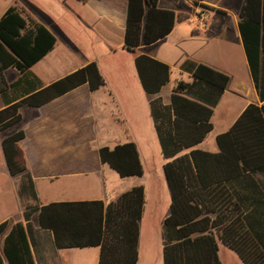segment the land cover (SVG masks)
<instances>
[{"label":"crops","instance_id":"crops-1","mask_svg":"<svg viewBox=\"0 0 264 264\" xmlns=\"http://www.w3.org/2000/svg\"><path fill=\"white\" fill-rule=\"evenodd\" d=\"M243 3L244 0H239L233 11V0L198 3L196 0H159L160 9L188 15V20L176 23L172 33L163 40L128 52L124 48L128 0H88L86 3L0 0V19L9 8H16L29 29L31 22L42 24L57 39L54 49L30 69L43 87L92 62L97 63L105 81L94 92L88 85H82L39 108L23 105L19 109L21 122L0 132V224L9 222L1 236L0 249L12 227L22 223L35 264H99V247L60 249L53 232L41 227L39 211L29 220L25 219V212L28 208L39 210L58 203L102 201L108 205L133 188L143 187L145 205L140 220L137 264H164L167 243L164 222L170 216L172 204L164 166L172 159L163 155L151 102L160 100L169 109V119L176 118L172 109L174 88L179 82L194 84L192 75L181 69L186 61L206 65L229 77L227 88L213 108L210 120L213 130L203 142L177 157L192 150L219 153L218 136L227 133L249 105H262L239 33ZM66 23L87 34L92 53L87 63L62 71L68 63L77 61L76 44L73 40L65 41L60 32ZM139 56L169 66V82L158 94L144 91L135 64ZM119 57H125L123 64ZM105 59L119 60L117 69L105 72L101 65ZM3 76L8 86L22 78L13 68L7 69ZM191 91L188 97L194 100L208 96L205 86ZM4 94L8 102L27 96L23 90L10 88ZM6 107L7 101L0 93V111ZM182 119L191 122L188 118ZM19 131L25 133L19 146L24 152L31 186L24 175L10 174L3 152V140ZM129 143L135 144L139 153L143 166L141 177L121 178L101 161V148L114 149ZM225 190L231 197V205L241 209L245 229L252 237L262 240L260 247L264 251V172L231 179L225 183ZM216 238L222 264H244L235 251Z\"/></svg>","mask_w":264,"mask_h":264},{"label":"trees","instance_id":"trees-1","mask_svg":"<svg viewBox=\"0 0 264 264\" xmlns=\"http://www.w3.org/2000/svg\"><path fill=\"white\" fill-rule=\"evenodd\" d=\"M75 1L86 3L88 0ZM158 4L159 0H128L126 51L135 52L140 46L163 40L172 33L176 23L189 18L162 10ZM30 26L29 29L26 20L13 7L0 19V93L7 101V107L0 111V132L21 122L19 109L23 105L39 108L82 85H88L91 92L105 85L97 63L92 62L43 87L30 69L54 49L57 39L42 24L31 22ZM238 27L262 105H249L233 127L218 136L219 153L192 150L177 157L182 151L199 145L213 130L210 122L213 108L227 88L229 77L206 65L186 61L181 69L192 75L194 84L179 82L174 88L172 109L176 118L169 119V109L160 100L151 102L163 155L172 159L164 166L172 197L171 213L164 222L167 236L164 264H222L216 236L244 264H264L262 240L252 237L245 229L241 209L231 205V197L225 190V183L231 179L264 172V0H244ZM135 64L147 94H158L169 82V66L147 56L137 57ZM10 68L19 71L22 78L8 86L3 74ZM198 86L208 88V96H201V100L189 98L191 90ZM7 88L23 90L27 96L8 102L4 94ZM210 97L214 100L210 101ZM24 139V131L16 132L3 140L2 147L10 174L24 175L31 186L24 152L19 146ZM100 158L121 178L143 175L133 143L114 149L101 148ZM144 205V188L136 187L108 205L91 201L50 204L39 210L28 208L25 219L29 220L39 211L41 227L53 232L60 249L99 247V264H137ZM8 227V221L0 224V240ZM0 264H35L22 223L14 225L5 238Z\"/></svg>","mask_w":264,"mask_h":264},{"label":"rangeland","instance_id":"rangeland-1","mask_svg":"<svg viewBox=\"0 0 264 264\" xmlns=\"http://www.w3.org/2000/svg\"><path fill=\"white\" fill-rule=\"evenodd\" d=\"M238 1L239 0H233V11L236 10ZM60 32L62 35L65 36L64 38L65 41L70 42L73 40V43L76 44L75 48L77 50V61H72L71 63H68L62 69V71L68 69V67L70 66L75 67V66H80V65H83L84 63H87L92 53L89 38L87 34L85 32H82L79 28H76L73 26L70 27L68 23L63 24V26H61ZM124 58L125 57H119V60L122 61L121 62L122 64H123ZM118 61L114 62L111 59H105L103 62H101V65H103V69L105 70V72L106 71L108 72V71L117 69Z\"/></svg>","mask_w":264,"mask_h":264}]
</instances>
